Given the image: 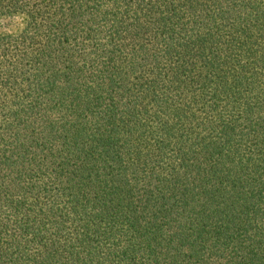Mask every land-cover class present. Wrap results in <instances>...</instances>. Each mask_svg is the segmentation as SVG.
<instances>
[{
    "label": "trees",
    "instance_id": "16d2710c",
    "mask_svg": "<svg viewBox=\"0 0 264 264\" xmlns=\"http://www.w3.org/2000/svg\"><path fill=\"white\" fill-rule=\"evenodd\" d=\"M0 264H264V0H0Z\"/></svg>",
    "mask_w": 264,
    "mask_h": 264
},
{
    "label": "rangeland",
    "instance_id": "374dc122",
    "mask_svg": "<svg viewBox=\"0 0 264 264\" xmlns=\"http://www.w3.org/2000/svg\"><path fill=\"white\" fill-rule=\"evenodd\" d=\"M23 16L15 14L0 16V35L6 34H18L23 28Z\"/></svg>",
    "mask_w": 264,
    "mask_h": 264
}]
</instances>
